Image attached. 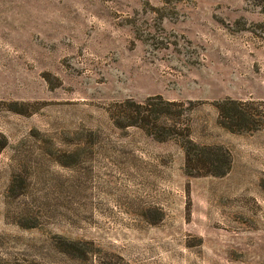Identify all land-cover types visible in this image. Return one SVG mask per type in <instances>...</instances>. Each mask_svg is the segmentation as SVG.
Listing matches in <instances>:
<instances>
[{
	"label": "rangeland",
	"instance_id": "obj_1",
	"mask_svg": "<svg viewBox=\"0 0 264 264\" xmlns=\"http://www.w3.org/2000/svg\"><path fill=\"white\" fill-rule=\"evenodd\" d=\"M156 94L225 174L113 123ZM0 264H264V0H0Z\"/></svg>",
	"mask_w": 264,
	"mask_h": 264
},
{
	"label": "trees",
	"instance_id": "obj_2",
	"mask_svg": "<svg viewBox=\"0 0 264 264\" xmlns=\"http://www.w3.org/2000/svg\"><path fill=\"white\" fill-rule=\"evenodd\" d=\"M215 103L220 114L230 120L222 121L223 125L229 129L253 128L248 124L251 118L242 101L224 98L216 100ZM180 105H183L181 101L166 99L159 94L148 95L143 100L129 97L114 101L110 105L109 114L116 126L136 124L157 139L162 140L174 136L180 139L185 150V167L189 172L225 174L230 168L228 151L220 145L196 142L190 136L187 113L184 114L177 108ZM187 105L186 107L191 109L193 101H188Z\"/></svg>",
	"mask_w": 264,
	"mask_h": 264
}]
</instances>
